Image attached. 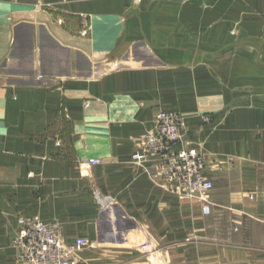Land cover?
Listing matches in <instances>:
<instances>
[{
    "label": "crops",
    "instance_id": "1",
    "mask_svg": "<svg viewBox=\"0 0 264 264\" xmlns=\"http://www.w3.org/2000/svg\"><path fill=\"white\" fill-rule=\"evenodd\" d=\"M160 111L207 214L132 159ZM23 217L81 264H264V0H0V264Z\"/></svg>",
    "mask_w": 264,
    "mask_h": 264
},
{
    "label": "built area",
    "instance_id": "2",
    "mask_svg": "<svg viewBox=\"0 0 264 264\" xmlns=\"http://www.w3.org/2000/svg\"><path fill=\"white\" fill-rule=\"evenodd\" d=\"M186 134L187 124L181 115L160 111L155 116V130L145 136L141 149L133 152L132 159L142 162L155 157L166 190L199 203L202 214H207L212 205L208 193L213 183L207 174L204 155L185 144ZM18 219L13 248L16 260L22 264H78L79 254L89 244L86 238L64 243L55 223L40 218Z\"/></svg>",
    "mask_w": 264,
    "mask_h": 264
},
{
    "label": "rangeland",
    "instance_id": "3",
    "mask_svg": "<svg viewBox=\"0 0 264 264\" xmlns=\"http://www.w3.org/2000/svg\"><path fill=\"white\" fill-rule=\"evenodd\" d=\"M179 114V113H178ZM180 115V114H179ZM188 145V144H187ZM188 146H190V145H188ZM193 147V146H192ZM195 148V147H194ZM196 150H198L197 148H195ZM199 151V150H198ZM200 152V151H199ZM201 153V152H200ZM203 154V153H202ZM204 155V154H203ZM88 241V240H87ZM89 243V242H88ZM80 261H81V255L79 254V256H78V264H81L80 263Z\"/></svg>",
    "mask_w": 264,
    "mask_h": 264
}]
</instances>
